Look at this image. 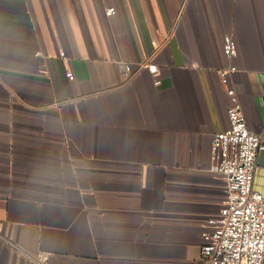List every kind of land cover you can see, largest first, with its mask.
Returning <instances> with one entry per match:
<instances>
[{
    "label": "crops",
    "instance_id": "0c3cea01",
    "mask_svg": "<svg viewBox=\"0 0 264 264\" xmlns=\"http://www.w3.org/2000/svg\"><path fill=\"white\" fill-rule=\"evenodd\" d=\"M229 88L264 137V0H0V264H200Z\"/></svg>",
    "mask_w": 264,
    "mask_h": 264
},
{
    "label": "built area",
    "instance_id": "2783aa9c",
    "mask_svg": "<svg viewBox=\"0 0 264 264\" xmlns=\"http://www.w3.org/2000/svg\"><path fill=\"white\" fill-rule=\"evenodd\" d=\"M114 12L115 7L107 9L108 15ZM223 49L229 59L237 55L233 35L224 36ZM60 56L65 58V52L61 51ZM141 66L153 74L159 72L150 61ZM119 67L123 81H130L135 74L132 65L120 62ZM236 71L235 65L218 69L224 84ZM65 74L69 79L75 77L70 69ZM228 93L233 100L228 107L230 125L215 133L211 146L212 170L225 182V198L218 215L203 223L200 264H264V195L253 186L264 137L249 128L235 89L229 88ZM47 259L45 252L35 258L39 264H45Z\"/></svg>",
    "mask_w": 264,
    "mask_h": 264
}]
</instances>
